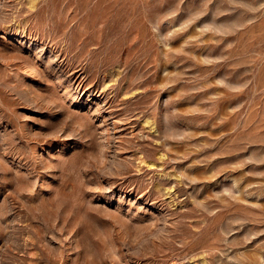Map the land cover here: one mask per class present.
Listing matches in <instances>:
<instances>
[{"label": "rangeland", "instance_id": "rangeland-1", "mask_svg": "<svg viewBox=\"0 0 264 264\" xmlns=\"http://www.w3.org/2000/svg\"><path fill=\"white\" fill-rule=\"evenodd\" d=\"M0 264H264V0H0Z\"/></svg>", "mask_w": 264, "mask_h": 264}]
</instances>
